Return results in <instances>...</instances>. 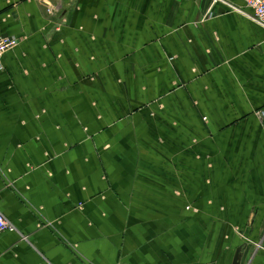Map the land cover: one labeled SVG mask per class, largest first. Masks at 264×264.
<instances>
[{
  "label": "crops",
  "instance_id": "1",
  "mask_svg": "<svg viewBox=\"0 0 264 264\" xmlns=\"http://www.w3.org/2000/svg\"><path fill=\"white\" fill-rule=\"evenodd\" d=\"M225 1L0 0V264H264V26Z\"/></svg>",
  "mask_w": 264,
  "mask_h": 264
},
{
  "label": "built area",
  "instance_id": "2",
  "mask_svg": "<svg viewBox=\"0 0 264 264\" xmlns=\"http://www.w3.org/2000/svg\"><path fill=\"white\" fill-rule=\"evenodd\" d=\"M225 0H214V2ZM246 5L253 10V17L264 26V0H244ZM20 43L19 38L3 34L0 31V72L4 70L3 57L4 55L17 47ZM263 116V114H261ZM15 227L8 221L6 216L0 211V235L6 231H13Z\"/></svg>",
  "mask_w": 264,
  "mask_h": 264
},
{
  "label": "water",
  "instance_id": "3",
  "mask_svg": "<svg viewBox=\"0 0 264 264\" xmlns=\"http://www.w3.org/2000/svg\"><path fill=\"white\" fill-rule=\"evenodd\" d=\"M242 254H241V248H239L234 256L232 264H240Z\"/></svg>",
  "mask_w": 264,
  "mask_h": 264
}]
</instances>
